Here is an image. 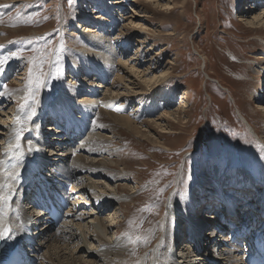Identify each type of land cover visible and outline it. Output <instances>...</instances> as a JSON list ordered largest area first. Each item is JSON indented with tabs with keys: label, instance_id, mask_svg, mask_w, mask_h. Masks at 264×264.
<instances>
[{
	"label": "rangeland",
	"instance_id": "1",
	"mask_svg": "<svg viewBox=\"0 0 264 264\" xmlns=\"http://www.w3.org/2000/svg\"><path fill=\"white\" fill-rule=\"evenodd\" d=\"M130 1L134 0H124L123 7L114 11L116 20L120 21L118 14L132 16L133 11L139 14L134 22L145 28L141 37L147 41L142 50L153 49L147 55L158 59L154 72L160 74L165 70L169 76L153 91L154 95L144 101L137 99L123 106L111 104L107 110L113 113L112 116L130 115L128 118L142 124L147 119L157 118L163 110H175L184 92L187 108L177 112L174 122L165 120L161 123L171 124L172 134H162L158 128L148 129L146 125L138 126L140 133L137 134L122 127L120 124L124 122L107 116L96 105L95 115L89 122L102 127L103 134L111 142V147L104 152L101 150L96 159L109 158L112 161L111 170H107L112 180L107 181L102 175L90 178L103 182L104 189L119 187V194L129 197V200L118 203L119 206L113 204L102 209L101 218L108 217L109 212L117 207L118 221H126L122 224L124 233L118 236L122 235L127 246L132 247L126 258L128 264H141L142 258L145 259L143 264H151L150 248L156 244L154 235L158 224L162 225L164 221L159 215L164 216L170 200L173 206L188 204L193 187L203 183L200 180L207 170L217 172L214 183L223 180L227 184L222 187L225 192L229 186L236 187L237 181L233 182V179L240 171L246 174L251 171L255 185L263 186L260 168L264 159V142L251 136L239 113L259 135H264V115L256 110V105L262 101H253L254 96L264 98V31L253 30L238 21V16L246 9L245 0H162L161 4L169 3L171 9L157 6V3L143 4L142 0H135L139 4ZM0 4V59L8 58L0 66V99L5 104L9 102L6 106L14 107L13 111L21 114L16 134L19 139L14 140L11 157L4 162L14 160L17 164L21 155L38 146L37 137L25 138L27 133L38 129L36 117L47 119V126L55 124L56 118L47 112L51 101L66 84L82 79L86 76L83 73L88 72L83 66L88 60L83 53V49L88 48V37L81 29L85 26L101 29L113 39L121 25L108 21L101 28L97 26V21L102 19L94 17H107L99 0H0ZM251 5L253 8L243 14L249 19L264 7V1L257 0ZM73 32L76 36L71 35ZM136 39L137 35H134L129 41L128 55L134 53ZM115 45V49H126L124 42ZM90 60L94 61V58ZM77 65L80 72L75 75ZM105 66L101 65L106 72L103 76L92 75V72L87 77L88 80L95 77L91 82L93 85L98 82L110 87L113 83L117 72ZM6 86H9L8 90ZM15 88L25 92L21 102L7 95L16 91ZM104 91L98 90L101 93L99 98ZM82 95L77 94V97ZM65 106L63 108L74 107L73 103ZM135 107L139 108L136 112ZM72 142L58 147V153L79 145V142ZM122 175L123 179L118 180ZM178 199L184 200L180 203L176 201ZM198 206L199 209L202 205ZM174 223L171 220L166 227V240H170L168 247L176 243L179 235L184 237L182 224ZM170 231L173 234L171 239L168 238ZM112 234H115L114 229ZM140 242L144 243L141 245ZM181 244L175 245V256L179 255ZM218 249L215 247L217 253ZM162 250L159 256L165 262L167 249L165 253Z\"/></svg>",
	"mask_w": 264,
	"mask_h": 264
},
{
	"label": "bare ground",
	"instance_id": "2",
	"mask_svg": "<svg viewBox=\"0 0 264 264\" xmlns=\"http://www.w3.org/2000/svg\"><path fill=\"white\" fill-rule=\"evenodd\" d=\"M99 1L105 8L107 17L104 15L94 17L102 19V21H97V26H105L108 21L111 23L119 22L121 26H119L118 32H115L113 39H111L110 35H107L101 29L88 26L81 29L82 34H86V37H88L86 45L88 48L83 49V53L88 56V60L83 66L88 72L83 73L86 76H83L82 79H75V81L66 84L58 96H53L54 98L47 108V112H50V116L55 117L56 120L61 119V122L54 121L55 124L50 123L47 126V122H49L47 119L36 117L35 123L38 129L27 133L25 138L32 140L33 137H37L38 146L21 155V159L17 164H14V160L4 161L11 157L10 153L15 148L14 140L17 137V132H19V116L21 114L14 112V107L6 106L9 102L5 104V101L0 99V234L3 236V238H0V244L6 241L3 247L0 248V257L3 252L8 251L14 245H18L17 252L19 253L22 249L26 253L24 264H128L129 260H126V258L129 257L132 247L127 246V242L123 240L122 235L118 236L124 231L122 224L125 220L123 222L118 221L119 210L115 206H113L115 207L114 211L109 212L108 217L101 218V213L102 209L109 208L113 204L117 205L122 200H129V197L119 194V187L116 190H113V187L104 189L103 182L90 178V176L95 175V177H98L102 175L106 177L107 181L112 180L107 171L111 170L112 161L109 158L96 159L97 154H101V150L104 152L111 147V142L109 137L103 134L105 130L102 127L93 126L92 121L89 122V119L94 117L96 105L107 116H112L113 113L107 110L111 104L119 103L123 106L130 105L137 99L140 102L144 101L145 98L154 95L155 89L169 75L165 70H162L160 74L154 72L159 63L158 59L148 58L147 55V52L153 51V49L142 50L147 41L141 37V34L145 33L143 32L145 28L134 22L139 14L134 11L132 16L118 14L120 21H117L114 11L123 7L124 0ZM142 1L143 4L157 3V6L160 5L162 8L168 6L166 9L170 7L169 3L161 4L162 0ZM247 1L245 0L246 9L241 12L242 15L238 16V21L253 30L264 31V7L260 8L258 13L252 14L249 19L243 14L250 11L253 8L251 4L257 0ZM130 2L140 3L135 0ZM113 4L115 7L112 6ZM78 27L80 28L79 24ZM71 35L76 36L74 32ZM134 35H137L135 40L137 45L134 53L128 55L130 48L127 49L126 47ZM119 41L124 42L126 49H115V43L117 44ZM88 44L91 46H88ZM91 58H94V61H91ZM101 65H107L105 68L108 67V70L114 69L117 72L110 87L103 86L104 83L98 82L93 85L91 82L93 79L95 81V77H92V80L87 78L92 72V75L103 76V73L106 72L101 68ZM79 70L80 67L77 65L74 69L75 75L80 72ZM104 75L106 76V74ZM103 79L105 82L107 81L105 78ZM86 80L89 82H85ZM8 87L5 88L8 90ZM142 87L145 88L142 89ZM99 89L105 90L103 93V96L106 94L105 97H98L101 94L98 92ZM16 91L13 90L7 95H11V98L21 102L25 92L24 90ZM77 94L83 95L77 97ZM180 98L175 110H163L157 118L147 119L142 124L128 118L130 115H115L116 117H112L118 122H124V124H120L122 127H126L125 129L137 134L140 133L138 128L140 125H146L148 129L151 127L158 128V131L162 134H172L171 124L161 123L165 120L174 122L177 112L187 108L186 93H182ZM257 100L262 102L259 101L256 110L264 115V98L254 96L253 101ZM2 102L4 105H1ZM66 103L69 105L73 103V109L63 108ZM15 105L18 106V103H15ZM7 108L9 110L5 112ZM138 110L139 108L135 107L134 111ZM239 118L247 126L252 137L258 142H264V135H259L247 123L241 113H239ZM140 127L142 128V126ZM67 129L69 131H79L80 134L79 136L74 135L76 139H70ZM142 137L144 136L142 135L141 139ZM17 139L19 138L17 137ZM73 140L76 144L79 142V145L74 148L69 147L66 149L65 147V151L62 149L58 153V147H63L70 141L73 143ZM260 169L263 182L261 187L255 185V178L251 175V171L248 174L240 171L234 179L232 178L233 182L237 181V184L234 183L236 187L229 186L230 189L229 187L226 188L228 192H225L222 187H227V184L223 180L214 183L217 172L207 170L200 180L203 183L198 184L193 189L191 188V198L188 204L182 207L179 204L173 206L172 200H170L166 204L164 216L159 215V219L163 218L164 220L162 225L156 222L159 227L154 235L157 237L154 242L156 244L150 248L152 249L149 257L151 264H245L242 246L246 242L238 244L230 241L231 236H228L231 231L229 224L234 225L238 221L245 223L250 217L257 216L256 213L264 214V159ZM226 176L228 178L230 174ZM119 178L118 180H122L123 175ZM230 179L229 181H231ZM49 183L55 189H60L66 185L69 202L65 219L55 228L46 213L35 210L32 204L28 202L34 196L35 189L43 192L48 189ZM224 198H229L231 202L237 205L235 217L223 213ZM183 200L178 199L176 201L182 203ZM213 200H216V202L213 203ZM198 205H202L201 208H196L199 207ZM171 220L179 226L182 224L184 237L181 238V235H179L180 237L178 236L176 243H172L168 247L170 240H166V227H168ZM148 221L150 220L148 219ZM207 227L209 230L205 232L204 229ZM6 229L9 231H5ZM112 229L115 230V234L111 236ZM172 235L171 231L168 232L169 239ZM184 240L187 241L184 242ZM30 241L31 243H29ZM178 243L183 244L178 248L180 249L179 255L175 256L173 251ZM163 245L165 248H163ZM215 247H219L218 253L215 251ZM165 249H167L166 253L164 252ZM161 250L167 255L165 262L160 259ZM144 260L141 259V264Z\"/></svg>",
	"mask_w": 264,
	"mask_h": 264
},
{
	"label": "snow or ice",
	"instance_id": "3",
	"mask_svg": "<svg viewBox=\"0 0 264 264\" xmlns=\"http://www.w3.org/2000/svg\"><path fill=\"white\" fill-rule=\"evenodd\" d=\"M8 58L7 57H4L3 59H0V66L3 65V63L7 60ZM19 147V145H18ZM5 231H9L8 229H6ZM0 238H3L2 234H0Z\"/></svg>",
	"mask_w": 264,
	"mask_h": 264
}]
</instances>
